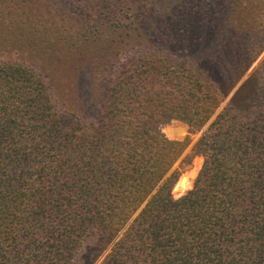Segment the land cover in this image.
Instances as JSON below:
<instances>
[{"label":"trees","instance_id":"trees-1","mask_svg":"<svg viewBox=\"0 0 264 264\" xmlns=\"http://www.w3.org/2000/svg\"><path fill=\"white\" fill-rule=\"evenodd\" d=\"M162 2L45 1L84 32L111 33L107 54L78 58L89 91L76 110L59 109L31 67L0 61V264H71L88 237L110 244L103 264H264V61L194 144L193 186L173 195L184 143L162 126L201 128L220 94L157 42ZM213 29L174 28L162 40L239 76L234 58L247 49L231 28ZM206 40L217 53L195 46ZM123 48L133 51L121 60Z\"/></svg>","mask_w":264,"mask_h":264},{"label":"rangeland","instance_id":"rangeland-1","mask_svg":"<svg viewBox=\"0 0 264 264\" xmlns=\"http://www.w3.org/2000/svg\"><path fill=\"white\" fill-rule=\"evenodd\" d=\"M45 1L6 0L7 6L0 5V61L19 62L31 67L50 84L52 97L59 109L76 110L80 95L89 91V87H86L87 76L80 74L77 68L78 58L85 53L92 55L91 60L95 62L99 54H107L111 33L101 29L93 33L84 32L74 17L51 11ZM161 7V13L155 20L159 31L157 42L174 52L178 59L200 66L198 70L213 78L220 94L219 106L201 128L192 129L178 119H172L162 126L168 139L184 143L172 167L179 170L172 188L173 195L179 196L193 186L202 164V157L193 155L194 144L216 114L229 102L236 89L264 61V0H163ZM214 25L224 30L231 28L239 37L242 48L247 49L246 54L234 58V64L240 65L244 71L239 76L231 75V81L226 79V83L221 80L229 78V71L222 73V70L204 66L203 69L200 57L194 53L193 48L187 51L182 46L178 50V46L162 40L164 34L174 28L178 31L189 29L192 37H198L201 32L213 29ZM195 46L217 53L213 50L215 46L207 45V40ZM149 47L146 42L142 44L143 50ZM131 51L123 48L120 59H125ZM171 129L177 130V134L167 135ZM183 182H189L187 187H181ZM109 251L110 244L104 245L88 237L71 264H103Z\"/></svg>","mask_w":264,"mask_h":264}]
</instances>
